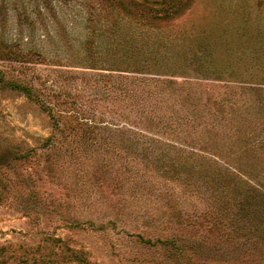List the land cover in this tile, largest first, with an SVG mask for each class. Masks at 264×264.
<instances>
[{
	"label": "rangeland",
	"instance_id": "obj_1",
	"mask_svg": "<svg viewBox=\"0 0 264 264\" xmlns=\"http://www.w3.org/2000/svg\"><path fill=\"white\" fill-rule=\"evenodd\" d=\"M0 264H264V0H0Z\"/></svg>",
	"mask_w": 264,
	"mask_h": 264
},
{
	"label": "trees",
	"instance_id": "obj_2",
	"mask_svg": "<svg viewBox=\"0 0 264 264\" xmlns=\"http://www.w3.org/2000/svg\"><path fill=\"white\" fill-rule=\"evenodd\" d=\"M89 66H87V67H83V68H85V69H97V68H95V67H97V65H95V64H93V62H91L90 64H88ZM101 70H104V69H101ZM22 90H24V92L26 93V94H28V95H30V96H32L33 97V91H32V89H31V86H25V87H22L21 88Z\"/></svg>",
	"mask_w": 264,
	"mask_h": 264
}]
</instances>
